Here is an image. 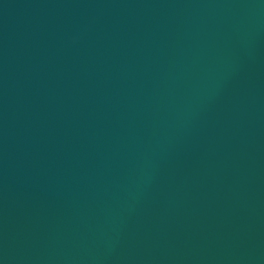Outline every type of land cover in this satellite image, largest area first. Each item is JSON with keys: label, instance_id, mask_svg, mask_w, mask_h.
Masks as SVG:
<instances>
[{"label": "water", "instance_id": "1", "mask_svg": "<svg viewBox=\"0 0 264 264\" xmlns=\"http://www.w3.org/2000/svg\"><path fill=\"white\" fill-rule=\"evenodd\" d=\"M0 264H264V0H0Z\"/></svg>", "mask_w": 264, "mask_h": 264}]
</instances>
